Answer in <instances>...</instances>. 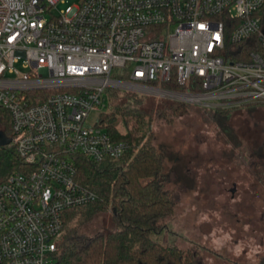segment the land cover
<instances>
[{
  "label": "built area",
  "instance_id": "2783aa9c",
  "mask_svg": "<svg viewBox=\"0 0 264 264\" xmlns=\"http://www.w3.org/2000/svg\"><path fill=\"white\" fill-rule=\"evenodd\" d=\"M58 3L0 0V106L23 163L0 183V264H55L63 214L97 199L74 159L128 151L88 120L106 89L207 109L264 104V0ZM170 82L200 91L157 87Z\"/></svg>",
  "mask_w": 264,
  "mask_h": 264
},
{
  "label": "trees",
  "instance_id": "16d2710c",
  "mask_svg": "<svg viewBox=\"0 0 264 264\" xmlns=\"http://www.w3.org/2000/svg\"><path fill=\"white\" fill-rule=\"evenodd\" d=\"M258 15L264 21V7ZM113 77L124 79L122 73H113ZM190 81L197 82V79ZM157 87L200 91L189 84L182 88L172 82ZM103 94L104 107L96 124L112 139L126 141L130 147L116 161L94 163L81 156L74 159L77 182L95 193L97 199L86 207L63 214L64 226L57 242L55 264H198L195 252L158 240V236L168 231L165 220L173 213L174 200L162 184V148L156 150L151 131L153 112L170 122L184 115L190 105L145 98L153 101L146 109L139 100L148 96L113 89H106ZM257 106L264 108V104L257 103L225 110L214 108L213 119L222 128L225 123L226 133L232 111L245 107L253 110ZM0 131L11 138L8 113L1 106ZM260 147L257 156L264 167V144ZM22 169L23 163L12 144L0 146V183ZM100 215L103 217L100 228L93 233L85 232L86 223Z\"/></svg>",
  "mask_w": 264,
  "mask_h": 264
},
{
  "label": "rangeland",
  "instance_id": "374dc122",
  "mask_svg": "<svg viewBox=\"0 0 264 264\" xmlns=\"http://www.w3.org/2000/svg\"><path fill=\"white\" fill-rule=\"evenodd\" d=\"M60 1L57 11L78 2ZM143 95L148 97L139 101L146 109L153 101L145 98L170 101ZM100 98L104 102L105 94ZM187 105V112L170 122L152 113L153 144L162 148V184L174 200L165 220L168 231L158 240L195 252L198 264H259L264 261V167L257 155L264 144V108L235 109L225 133V123L222 128L214 122V109ZM99 112L90 115V123ZM102 219L87 222L85 232L99 229Z\"/></svg>",
  "mask_w": 264,
  "mask_h": 264
},
{
  "label": "water",
  "instance_id": "95a60500",
  "mask_svg": "<svg viewBox=\"0 0 264 264\" xmlns=\"http://www.w3.org/2000/svg\"><path fill=\"white\" fill-rule=\"evenodd\" d=\"M10 143H11V139L0 131V146L8 145Z\"/></svg>",
  "mask_w": 264,
  "mask_h": 264
}]
</instances>
